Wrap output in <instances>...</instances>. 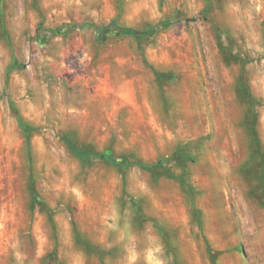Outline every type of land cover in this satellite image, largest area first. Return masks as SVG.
Returning a JSON list of instances; mask_svg holds the SVG:
<instances>
[{
	"label": "rangeland",
	"instance_id": "rangeland-1",
	"mask_svg": "<svg viewBox=\"0 0 264 264\" xmlns=\"http://www.w3.org/2000/svg\"><path fill=\"white\" fill-rule=\"evenodd\" d=\"M84 242L264 264V0H0V264H100Z\"/></svg>",
	"mask_w": 264,
	"mask_h": 264
},
{
	"label": "trees",
	"instance_id": "trees-1",
	"mask_svg": "<svg viewBox=\"0 0 264 264\" xmlns=\"http://www.w3.org/2000/svg\"><path fill=\"white\" fill-rule=\"evenodd\" d=\"M88 26L93 30V32L95 33L96 36H99L100 34H102L104 32H115V33L130 36V37L134 38L135 40L146 39L155 30V26H147L145 29H142V30L135 29V28L123 27V26H120L116 21H111L108 25H105V26H97L95 24H88ZM239 89L240 90L244 89V86L243 85L239 86ZM12 108L16 112V119H17L18 127L23 132V135L25 138L26 156H27V159L30 163L31 159H32L31 158V145H30L31 142H30V140L32 137V133L34 131V127L23 121V119L18 114L16 108L13 105H12ZM73 150H74V154L78 157L82 156V154H88L89 153V151L85 150V148H80V149L74 148ZM129 165H138L139 167H141L145 170H152L155 167H157L159 164H157V163L147 164L146 162H143L141 160H136V161L129 162ZM120 167H122V166H120ZM29 169H30V175H29L28 187H29V192H30L31 196H33V199L31 200V204H30L31 208L33 209L35 206V200H36L35 198L37 197V194H36L35 189H34V179H33V173H32L33 168L31 165L29 166ZM40 205H41L42 209H46V207H47L44 204V202H42V200L40 201ZM144 219H145V215L143 214L140 206H138L137 212L135 214V220L142 223V221ZM152 221L156 224V227L158 228L159 234L165 242L166 250L170 251V248L166 244L167 243V229L160 226L158 224V222H156V220H152ZM73 227H74L75 236L80 237L78 234V231L75 229V222H73ZM84 247H85V251L88 252L89 254L97 255L100 257V260H99L100 264H106L105 261L103 260V258L101 257L105 253L104 250L98 248L95 245H90L87 242L84 244ZM52 257H54V253L48 255V257L45 258L44 260L51 261L50 259Z\"/></svg>",
	"mask_w": 264,
	"mask_h": 264
}]
</instances>
